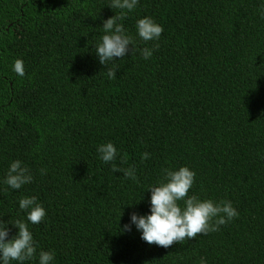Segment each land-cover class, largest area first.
<instances>
[{
  "label": "trees",
  "instance_id": "1",
  "mask_svg": "<svg viewBox=\"0 0 264 264\" xmlns=\"http://www.w3.org/2000/svg\"><path fill=\"white\" fill-rule=\"evenodd\" d=\"M110 3L0 0V220L28 224L37 254L24 264L40 251L51 264H264V0H139L118 21L133 46L105 67L95 46L121 14ZM145 17L163 27L158 41L138 36ZM109 142L117 157L104 163L97 148ZM16 160L33 176L19 190L4 183ZM185 166L189 196L231 201L239 216L149 245L131 216L150 215L149 189ZM33 196L46 211L37 225L19 208Z\"/></svg>",
  "mask_w": 264,
  "mask_h": 264
},
{
  "label": "clouds",
  "instance_id": "2",
  "mask_svg": "<svg viewBox=\"0 0 264 264\" xmlns=\"http://www.w3.org/2000/svg\"><path fill=\"white\" fill-rule=\"evenodd\" d=\"M139 0H111V9L121 10L120 15L103 22L101 42L95 46V54L101 65L105 66L115 58H124L133 46L134 39L126 34L123 24L118 21L126 17L127 12H132L138 6ZM126 10V11H125ZM138 36L145 42L158 41L164 31L163 27L151 17L139 19L136 24ZM159 44L153 48L145 47L141 55L149 59ZM133 49V47H132ZM134 50V49H133ZM13 71L23 77L25 75L24 63L17 59L13 65ZM109 79L116 77V69L108 68ZM100 159L104 163H111L117 157L115 146L109 142L97 148ZM150 154L145 152L142 159L147 160ZM41 171H44L43 169ZM113 172H123L125 178L136 180L135 168L121 169L113 165ZM164 180L159 186L149 189L151 192L150 215L139 216L133 214L131 223L135 224L138 231L142 232L141 239L149 245H157L169 248L188 239H195L197 235H207L210 232L219 231L220 226L226 225L239 213L233 207L231 201L201 200L198 196H189V192L195 183L196 173L188 167H180L178 170L164 169ZM33 176L27 166L20 160L10 164L4 183L10 188L19 190L22 186L31 183ZM183 201V207L180 202ZM19 208L27 213V221L37 225L44 221L46 211L37 202V198L24 197L19 200ZM8 224L18 229V233L11 239ZM124 231H130V225L124 226ZM37 246L28 224L21 219L13 223H4L0 220V264H24L25 261L36 257ZM54 259L52 252H39V264H51ZM200 264H206L201 258Z\"/></svg>",
  "mask_w": 264,
  "mask_h": 264
}]
</instances>
